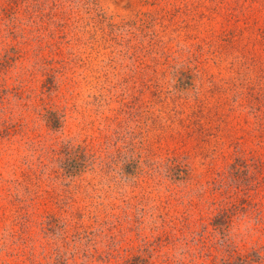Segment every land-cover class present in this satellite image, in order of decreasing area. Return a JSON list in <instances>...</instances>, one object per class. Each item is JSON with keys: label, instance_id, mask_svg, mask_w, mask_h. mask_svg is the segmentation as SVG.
Instances as JSON below:
<instances>
[{"label": "rangeland", "instance_id": "1", "mask_svg": "<svg viewBox=\"0 0 264 264\" xmlns=\"http://www.w3.org/2000/svg\"><path fill=\"white\" fill-rule=\"evenodd\" d=\"M0 264H264V0H0Z\"/></svg>", "mask_w": 264, "mask_h": 264}]
</instances>
